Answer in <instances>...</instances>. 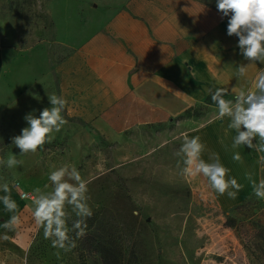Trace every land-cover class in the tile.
Instances as JSON below:
<instances>
[{"label":"rangeland","instance_id":"1","mask_svg":"<svg viewBox=\"0 0 264 264\" xmlns=\"http://www.w3.org/2000/svg\"><path fill=\"white\" fill-rule=\"evenodd\" d=\"M104 4L115 5L116 0H0V196L7 184L18 205L10 213L0 200V264H256L252 261L261 253L250 259L236 229L225 223L228 217L236 219L239 234L245 235L251 230L249 216L263 213L264 199L255 195L252 184L242 201L228 203L202 174L184 173L194 165L184 163L180 149L186 129L178 118L116 132L105 122L74 116L65 106L67 123L51 134L50 142L24 155L14 145L12 138L28 127L24 117H38L51 107L48 96H61L58 66L82 42L77 30L101 27ZM82 7L87 11L83 20L64 16ZM258 64L264 71V63ZM210 104L218 107L216 101ZM207 107L198 106L189 115L197 117ZM258 143L256 138L252 147H232L248 156L257 187L264 179V148ZM13 154L21 163L9 167ZM65 165L69 172L75 167L87 182L93 212L86 219V234L77 238L72 224L79 217L65 202L69 236L76 244L68 252L52 247L33 218V201L52 190L49 173ZM241 165L233 164V170H246ZM226 168V179L244 182ZM36 188L40 191L34 192ZM248 201L252 212L236 210ZM14 214L19 223L5 229L3 223Z\"/></svg>","mask_w":264,"mask_h":264},{"label":"crops","instance_id":"2","mask_svg":"<svg viewBox=\"0 0 264 264\" xmlns=\"http://www.w3.org/2000/svg\"><path fill=\"white\" fill-rule=\"evenodd\" d=\"M102 6L107 14L102 15L101 27L77 30L82 42L58 66L66 106L74 116L105 122L116 132L178 118L186 129L184 141L200 138L205 146L201 158L206 162H214L217 154L231 171L233 164L242 168L244 163L246 170L230 172L244 181L236 198L216 193L228 203L242 201L255 177L248 171V156L244 152L241 161L233 159L238 153L232 149L238 135L229 127L233 117L221 119L218 107L205 102L218 88L226 90L221 93L224 100L256 93V77L262 69L258 62L250 64L244 58L238 37L227 35L228 18L200 0H116L115 5ZM85 9L64 16L83 20ZM240 65L248 66L242 77ZM203 105L208 107L199 117H183L187 110ZM235 106L229 105L233 111ZM256 138L258 147L264 148L259 136L252 142Z\"/></svg>","mask_w":264,"mask_h":264},{"label":"clouds","instance_id":"3","mask_svg":"<svg viewBox=\"0 0 264 264\" xmlns=\"http://www.w3.org/2000/svg\"><path fill=\"white\" fill-rule=\"evenodd\" d=\"M217 10L222 17H229L227 24V35L238 37V48L242 55L250 64L257 62L264 63V0H217ZM246 65H240L238 76H245L247 73ZM256 93L244 95L241 93L237 97L235 110L229 107V103L221 98V93L226 90L218 88L212 96V100L218 103V115L222 119L225 115L232 116L233 122L229 127L238 130V135L234 141V147L246 144L252 147V139L259 136L264 141V71L258 73L256 77ZM51 104L50 108L43 109L39 116L27 114L24 119L28 127L21 130V134L12 138L14 145L20 149V154L29 152L35 153L45 143L50 142L51 134L59 132L67 121L62 116L67 101L62 96L53 94L48 96ZM247 104V107H244ZM243 127L245 131H239ZM187 137L188 134L186 133ZM205 146L201 143L198 136L186 138L180 151L186 159L184 173L190 176L203 175L207 178L210 187L220 195L227 193L228 197L235 199L237 192L242 185L235 178L226 179L228 169L223 166L216 154V160L212 163L206 162L201 158ZM264 151V149H261ZM233 159L241 161L239 153L233 155ZM21 163L16 159L15 154L8 159V166L12 167ZM65 165L49 173L48 179L51 182L52 190L50 194L41 195L33 201L35 207L33 218L36 225L43 227L44 238L51 239L52 247L63 249L65 252L71 251L76 247L75 241L69 236V227L67 224V213L65 211V202L72 205L73 211L79 217L73 224L72 229L76 230V237H83L88 225L86 219L93 215L92 209L87 201L89 199L87 182L83 180L75 167ZM67 175V179H65ZM70 181H75L71 183ZM254 193L258 198L264 199V179L259 182H252ZM235 191H229V189ZM6 193L0 196L5 210L15 213L18 205L11 197V189L7 184L2 186ZM40 191L36 188L34 192ZM19 223V216L12 215L8 221L3 223V227L12 230ZM7 239V236L4 237ZM59 256V253H57Z\"/></svg>","mask_w":264,"mask_h":264},{"label":"trees","instance_id":"4","mask_svg":"<svg viewBox=\"0 0 264 264\" xmlns=\"http://www.w3.org/2000/svg\"><path fill=\"white\" fill-rule=\"evenodd\" d=\"M202 1V0H200ZM204 2V1H202ZM210 6L216 7V5H212L209 4L207 2H204ZM217 8V7H216ZM227 18V17H226ZM212 100V98H207L206 100V104L211 105L210 101ZM197 107V106H196ZM202 107V106H199ZM198 108V107H197ZM196 109V108H194ZM194 109H189L184 113V116H190V113H195ZM203 111V110H201ZM202 115V113H201ZM200 115H198L197 117H199ZM190 117H196V116H190ZM187 117V118H190ZM196 117V118H197ZM243 208H247V212H252V207L249 204V201L238 206L236 208V210H241ZM249 221H248V226L251 229L250 231L245 232V235L243 234H239L238 230H239V224L236 221V219L232 218V217H228L225 226L229 227V228H233L236 229V234H237V238L240 240L244 250L246 252H248V254H250V259H251V254H253L254 252H260L261 253V257L252 261V263H256V264H264V210L263 213L260 214L259 217L257 218H253L252 216H249Z\"/></svg>","mask_w":264,"mask_h":264},{"label":"built area","instance_id":"5","mask_svg":"<svg viewBox=\"0 0 264 264\" xmlns=\"http://www.w3.org/2000/svg\"><path fill=\"white\" fill-rule=\"evenodd\" d=\"M25 197V196H24Z\"/></svg>","mask_w":264,"mask_h":264}]
</instances>
